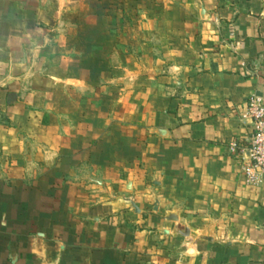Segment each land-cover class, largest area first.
Wrapping results in <instances>:
<instances>
[{
  "label": "rangeland",
  "instance_id": "1",
  "mask_svg": "<svg viewBox=\"0 0 264 264\" xmlns=\"http://www.w3.org/2000/svg\"><path fill=\"white\" fill-rule=\"evenodd\" d=\"M238 21L264 0H0V264H253L251 207L158 123Z\"/></svg>",
  "mask_w": 264,
  "mask_h": 264
},
{
  "label": "crops",
  "instance_id": "2",
  "mask_svg": "<svg viewBox=\"0 0 264 264\" xmlns=\"http://www.w3.org/2000/svg\"><path fill=\"white\" fill-rule=\"evenodd\" d=\"M230 26L220 49L195 61L196 66L200 62V68L187 71L175 65L177 86L168 96L171 107L160 113L158 123L182 141L187 137L189 142L206 143L210 190L226 191L232 186L238 196L236 207H251L243 213L251 215L248 232L252 240L231 247L250 249L253 264H264V181L258 186L247 184L241 155L231 154L228 148L233 141L246 145L251 136L252 125L244 116L249 94L264 98V23L238 21ZM232 33L235 38L229 37ZM245 225L246 229L250 226ZM246 229L236 227L235 232L240 233L236 237L243 238Z\"/></svg>",
  "mask_w": 264,
  "mask_h": 264
},
{
  "label": "built area",
  "instance_id": "3",
  "mask_svg": "<svg viewBox=\"0 0 264 264\" xmlns=\"http://www.w3.org/2000/svg\"><path fill=\"white\" fill-rule=\"evenodd\" d=\"M244 116L252 125L246 145L229 144L231 154L241 155V171L247 184L258 186L264 181V98L257 93L248 96Z\"/></svg>",
  "mask_w": 264,
  "mask_h": 264
},
{
  "label": "water",
  "instance_id": "4",
  "mask_svg": "<svg viewBox=\"0 0 264 264\" xmlns=\"http://www.w3.org/2000/svg\"><path fill=\"white\" fill-rule=\"evenodd\" d=\"M133 205H134V204H133ZM134 207L137 209V206H136V205H134ZM137 210H138V209H137ZM168 218H170V219H176V216H174V215H169Z\"/></svg>",
  "mask_w": 264,
  "mask_h": 264
}]
</instances>
